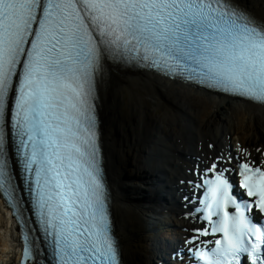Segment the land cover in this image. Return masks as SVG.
I'll return each mask as SVG.
<instances>
[{"label":"bare ground","instance_id":"1","mask_svg":"<svg viewBox=\"0 0 264 264\" xmlns=\"http://www.w3.org/2000/svg\"><path fill=\"white\" fill-rule=\"evenodd\" d=\"M235 1L264 20V0ZM192 93L206 96L151 74L117 69H110L101 87L102 140L124 264H155L158 233L165 224L185 234L181 229L188 222L181 217V204L163 202L159 195L176 194L181 188L177 178H190L186 170L193 164L192 156L209 161L211 154L225 150L233 131L235 143L243 132L251 134L248 147L264 146V108L212 95L205 100ZM208 112L209 119H218L217 124L204 121ZM172 117L175 122L169 125ZM149 174L152 182L146 183ZM16 248L15 228L0 201V264L13 262ZM199 258L192 261L200 264Z\"/></svg>","mask_w":264,"mask_h":264},{"label":"rangeland","instance_id":"2","mask_svg":"<svg viewBox=\"0 0 264 264\" xmlns=\"http://www.w3.org/2000/svg\"><path fill=\"white\" fill-rule=\"evenodd\" d=\"M179 90H181V91H183L182 89H180L179 88ZM194 96V95H193ZM196 97V96H195ZM203 98H204V96H203ZM204 99H206L207 100V98H204ZM213 105H211V107H212ZM199 111H201V110H199ZM196 112V111H195ZM209 112H212V110H210ZM209 112L208 113H206L205 115H204V121L205 122H207V120H209L208 121V124H213V125H215V124H217L218 123V119L217 118H214V119H209L211 116L209 115ZM161 115H163V113H161ZM188 115V114H187ZM102 116V115H101ZM214 121V122H213ZM173 122H175V117H172V118H170V122L168 123L169 125H171V123H173ZM102 129H103V121H102ZM241 132V131H240ZM154 133V132H153ZM156 136H158L159 134H158V132L156 131V134H155ZM241 136V142L244 144V145H248L249 143L251 144V134L249 135H245L243 132H242V135H240ZM250 137V138H249ZM234 138V137H233ZM232 138V139H233Z\"/></svg>","mask_w":264,"mask_h":264}]
</instances>
